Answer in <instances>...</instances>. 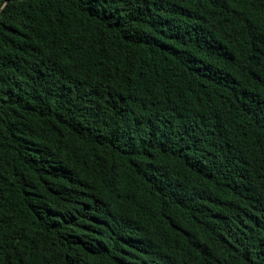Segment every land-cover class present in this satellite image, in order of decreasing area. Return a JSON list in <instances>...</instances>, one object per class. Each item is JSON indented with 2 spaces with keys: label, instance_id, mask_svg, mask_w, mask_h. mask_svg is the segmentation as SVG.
Returning a JSON list of instances; mask_svg holds the SVG:
<instances>
[{
  "label": "trees",
  "instance_id": "16d2710c",
  "mask_svg": "<svg viewBox=\"0 0 264 264\" xmlns=\"http://www.w3.org/2000/svg\"><path fill=\"white\" fill-rule=\"evenodd\" d=\"M0 264H264V0H0Z\"/></svg>",
  "mask_w": 264,
  "mask_h": 264
}]
</instances>
